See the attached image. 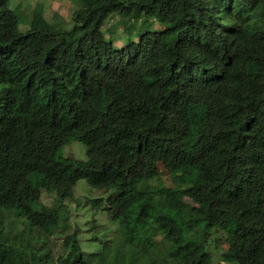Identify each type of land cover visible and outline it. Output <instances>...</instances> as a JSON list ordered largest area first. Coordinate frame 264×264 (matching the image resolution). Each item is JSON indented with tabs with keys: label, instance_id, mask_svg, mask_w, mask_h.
I'll return each instance as SVG.
<instances>
[{
	"label": "trees",
	"instance_id": "16d2710c",
	"mask_svg": "<svg viewBox=\"0 0 264 264\" xmlns=\"http://www.w3.org/2000/svg\"><path fill=\"white\" fill-rule=\"evenodd\" d=\"M73 1L21 32L0 0V264H56L81 180L119 230L97 253L69 234L60 264H264V0Z\"/></svg>",
	"mask_w": 264,
	"mask_h": 264
},
{
	"label": "rangeland",
	"instance_id": "374dc122",
	"mask_svg": "<svg viewBox=\"0 0 264 264\" xmlns=\"http://www.w3.org/2000/svg\"><path fill=\"white\" fill-rule=\"evenodd\" d=\"M44 7L45 18L51 22H57L62 24L63 27L71 25V16L77 9V6L73 0H11L10 7L16 13L19 20V30L25 32L30 28V21L34 10L39 7ZM113 31L115 32L117 43L116 45L121 48L133 38V33L129 30L123 29L118 24V18L114 19ZM109 23L104 26V32H108ZM157 30H163V27L159 24L155 25ZM108 29V30H107ZM64 158H75L80 161H88V153L86 146L78 141L72 142L65 146L62 150ZM162 171V181L166 187H171V181L164 170ZM75 197L81 200L82 205L78 206V203H71L70 210L73 214L71 220V229L64 232L65 234H57L49 240V246L51 248V256L54 258L56 264H60L63 256L68 252V248L64 245L65 237L69 234L76 233L78 238L82 242V247L88 253H97L100 249L97 242L91 244L92 237L105 238L104 240L113 239L118 233L119 224L108 221L106 212L96 214L91 207L87 205L89 199L99 198L105 196L103 192L97 191L92 188L86 180H81L75 187ZM106 197V196H105ZM43 203L51 206L53 203V197L43 193ZM186 202H190L188 199ZM94 226H98V230L94 229ZM161 238V237H158ZM215 240V241H214ZM212 247L214 252L215 262H221V254L228 250L229 245L227 243L226 235L222 232H217L211 238ZM216 246V249L215 247Z\"/></svg>",
	"mask_w": 264,
	"mask_h": 264
}]
</instances>
